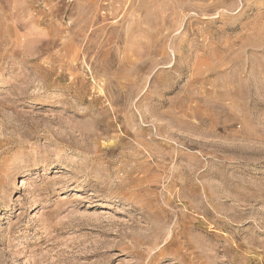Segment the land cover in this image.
<instances>
[{
  "label": "rangeland",
  "instance_id": "1",
  "mask_svg": "<svg viewBox=\"0 0 264 264\" xmlns=\"http://www.w3.org/2000/svg\"><path fill=\"white\" fill-rule=\"evenodd\" d=\"M0 264H264V0H0Z\"/></svg>",
  "mask_w": 264,
  "mask_h": 264
},
{
  "label": "bare ground",
  "instance_id": "2",
  "mask_svg": "<svg viewBox=\"0 0 264 264\" xmlns=\"http://www.w3.org/2000/svg\"><path fill=\"white\" fill-rule=\"evenodd\" d=\"M171 233L169 232V234L168 235H170ZM168 240V238L166 239V241Z\"/></svg>",
  "mask_w": 264,
  "mask_h": 264
}]
</instances>
